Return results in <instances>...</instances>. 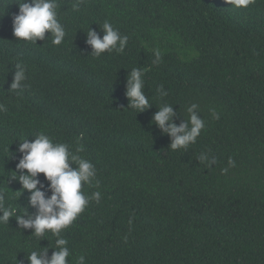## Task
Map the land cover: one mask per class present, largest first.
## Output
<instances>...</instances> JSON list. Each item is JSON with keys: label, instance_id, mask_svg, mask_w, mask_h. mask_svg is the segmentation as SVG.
<instances>
[{"label": "trees", "instance_id": "obj_1", "mask_svg": "<svg viewBox=\"0 0 264 264\" xmlns=\"http://www.w3.org/2000/svg\"><path fill=\"white\" fill-rule=\"evenodd\" d=\"M18 2L0 0L5 207L25 219L38 213L11 173L27 171L17 168L20 140L44 132L70 150L82 146L99 181L81 189L99 191V203L90 200L61 232L70 264L81 255L85 264H264V0H56L60 45L51 31L36 44L13 35ZM105 21L128 37L122 53L96 56L87 43L90 28L103 37ZM17 63L26 79L13 90ZM133 68L149 98L142 111L126 95ZM165 103L177 126L199 105L205 127L187 148L171 149L173 138L154 121ZM201 153L215 162H201ZM38 178L50 197V181ZM56 239L10 216L0 224V264H30L32 251L50 259Z\"/></svg>", "mask_w": 264, "mask_h": 264}, {"label": "clouds", "instance_id": "obj_2", "mask_svg": "<svg viewBox=\"0 0 264 264\" xmlns=\"http://www.w3.org/2000/svg\"><path fill=\"white\" fill-rule=\"evenodd\" d=\"M252 0H228V3L235 7H247ZM19 12L13 15V35L20 40L36 44L37 39H44L46 31L53 34L52 43L60 45L65 38L66 30L57 18L56 0H20ZM79 7V4L74 5ZM104 35L101 38L93 29L87 31V43L93 48L96 56L106 51H116L122 53L128 42V37L122 35L118 29L105 21L102 25ZM156 61L160 59V53H155ZM154 61V63L156 62ZM18 69L13 78L10 89L17 90L22 87V82L26 79V68L17 63ZM144 81L142 72L138 68L131 70L128 77L126 95L129 98V107L139 109L140 111L150 106L149 98L143 92ZM161 96H167L168 93L161 85L158 89ZM198 104H191L187 107L188 120L177 126L174 122L175 111L172 105L162 104L160 110L155 113L154 121L165 133L171 135L172 142L170 148L177 150L187 148L190 144L196 142L201 130L205 127L204 119L197 114ZM6 110L4 105L0 104V111ZM213 117L219 116L212 109ZM189 124L191 127H189ZM18 152L23 153L22 158L17 164V168L27 170L26 173H11V179H18L22 185L23 191L30 192L29 201L32 206H38V213L35 218L29 216L25 219L24 215H16V210L5 207L4 195L0 192V224H6L10 216H16L18 224L23 228H33L37 237L45 235L49 230L57 237L54 251L50 259L41 256L39 252L32 251L28 259L30 264H70L67 259L71 256V251L67 247L68 241L61 236L62 230L71 225L78 215L82 213L89 201L94 199L99 203L101 193L94 191L90 197H86L81 191L82 183L92 185L93 182L98 186L96 180L97 171L94 164L79 155L83 151L82 146L75 150H70L67 143L54 142L46 133L36 134L34 141L20 140ZM201 162H207L212 165L214 158H210L207 153L200 154ZM231 162V161H230ZM72 163L77 167L73 168ZM43 173L50 181L52 194L46 197L42 190L41 181L38 174ZM40 185V187H38ZM27 212V209L24 213ZM131 223V220L129 221ZM46 254V251H43ZM77 264H85L83 255L77 258Z\"/></svg>", "mask_w": 264, "mask_h": 264}]
</instances>
